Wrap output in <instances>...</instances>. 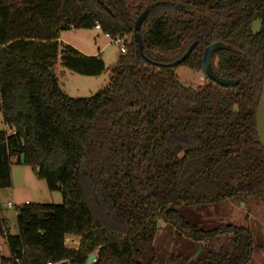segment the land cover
Here are the masks:
<instances>
[{"label": "trees", "instance_id": "1", "mask_svg": "<svg viewBox=\"0 0 264 264\" xmlns=\"http://www.w3.org/2000/svg\"><path fill=\"white\" fill-rule=\"evenodd\" d=\"M140 26L142 52L133 38ZM259 22V29L252 24ZM124 39L109 83L89 97H69L53 65L86 76L104 62L60 41L68 28H94ZM201 71L203 49L222 42L213 71L237 83L207 80L193 89L169 63ZM147 59V60H146ZM264 81V0H0V189L11 166L30 167L59 204L17 206L11 234L0 207L9 256L0 264H144L141 245L158 223L194 242L231 238L234 252H209L203 264H248L251 232L220 224L202 229L179 212L225 200L264 199V150L255 110ZM79 238L77 250L65 246ZM147 264H156L150 260ZM167 264H200L184 254Z\"/></svg>", "mask_w": 264, "mask_h": 264}, {"label": "rangeland", "instance_id": "2", "mask_svg": "<svg viewBox=\"0 0 264 264\" xmlns=\"http://www.w3.org/2000/svg\"><path fill=\"white\" fill-rule=\"evenodd\" d=\"M259 23L253 28L257 30ZM59 40L68 45H75L89 56L98 54L104 62V70L96 76H86L66 69L57 59L53 71L59 88L69 97H89L109 83L110 69L120 55L122 42L105 36L101 30L94 28H68L58 35ZM180 84L197 89L207 83V77L201 71L191 70L184 66L174 69ZM0 131H9L2 120L0 111ZM26 201L41 204H59L62 202L60 191H48L43 180L39 179L28 166L12 164L11 187L0 189V207L6 218L11 234L17 233V206ZM14 203L7 207V203ZM180 214L191 224L202 229H211L220 224L243 226L250 230L253 240V252L248 264H264V199L243 201L225 200L214 205L198 208L182 206ZM209 252H234L232 239L221 237L207 242H194L181 237L163 222L158 223L155 235L141 245L140 260L147 264L153 260L156 264H167L170 257L184 254L192 262L203 264ZM8 254L5 238L0 235V256Z\"/></svg>", "mask_w": 264, "mask_h": 264}, {"label": "water", "instance_id": "3", "mask_svg": "<svg viewBox=\"0 0 264 264\" xmlns=\"http://www.w3.org/2000/svg\"><path fill=\"white\" fill-rule=\"evenodd\" d=\"M147 15H148V9H144L136 17V19L134 21V28H133L134 41L136 42L137 49H138L139 53L143 57H144V55L142 52V41H141V37L139 34V29H140L141 24L143 23V21L147 17ZM195 44H196V42L191 43L187 47L185 52L179 58H177L176 60H174L172 62H169V63H153V64H156L158 66L173 68L185 60V58L190 54V52L194 48ZM224 48H225V45L222 42H214V43L206 46L202 52L203 72L205 73V75L207 76L208 79H210L211 81H213L214 83H216L217 85L222 86V87L234 85L237 83L236 80L229 79V78H222V77L218 76L211 68V65H210L211 56L214 53H216L217 51L224 49ZM255 126H256V134H257L258 141L264 150V81L262 84V89H261L259 101H258L256 110H255ZM95 258H96L95 253L90 254L87 257L85 264H93V262L95 261Z\"/></svg>", "mask_w": 264, "mask_h": 264}, {"label": "built area", "instance_id": "4", "mask_svg": "<svg viewBox=\"0 0 264 264\" xmlns=\"http://www.w3.org/2000/svg\"><path fill=\"white\" fill-rule=\"evenodd\" d=\"M94 28L96 30H100L99 24H96L94 26ZM106 36H108V35H106ZM115 41L116 42H122V46L119 49V53L120 54H125L126 49H125V46H124V43H123L124 42V39L123 38H121V39H115ZM25 203H28V201H26ZM13 206H14V203H11V202H8L7 203V207H13ZM78 245H79V238H76V237H67L65 239V246L68 247V248H73V249L77 250ZM12 264H22V263L17 258H15L13 260V263ZM46 264H52V263L47 262Z\"/></svg>", "mask_w": 264, "mask_h": 264}, {"label": "crops", "instance_id": "5", "mask_svg": "<svg viewBox=\"0 0 264 264\" xmlns=\"http://www.w3.org/2000/svg\"><path fill=\"white\" fill-rule=\"evenodd\" d=\"M95 29V28H94ZM105 35V34H104ZM106 36V35H105ZM109 37V36H108ZM60 39V37L58 38ZM61 41V40H60ZM63 42V41H62ZM71 46V45H70ZM74 49H76L77 51H79L82 55H85V56H89L88 53H85L84 51H81L79 48H77L75 45L72 46ZM92 56H97V57H100L98 54L96 55H92ZM4 256H9V250H8V254L7 255H4Z\"/></svg>", "mask_w": 264, "mask_h": 264}, {"label": "flooded vegetation", "instance_id": "6", "mask_svg": "<svg viewBox=\"0 0 264 264\" xmlns=\"http://www.w3.org/2000/svg\"><path fill=\"white\" fill-rule=\"evenodd\" d=\"M256 22H258V21H256ZM254 23H255V22H254ZM254 23H253V24H254ZM258 23H259V22H258ZM253 24H252V30H253V32H256V31H258L259 27H258V29H257V30H255V29L253 28ZM214 54H215V53H214ZM214 54H213V55H214ZM213 55H212V56H213ZM212 56H211V58H212ZM210 65H211V59H210ZM211 68H212V67H211ZM212 70H213V69H212ZM203 74L205 75V73H204V72H203ZM205 76H206V75H205ZM206 77H207V76H206ZM207 80H210V79H208V78H207ZM210 81H211V80H210ZM212 82H213V81H212Z\"/></svg>", "mask_w": 264, "mask_h": 264}]
</instances>
